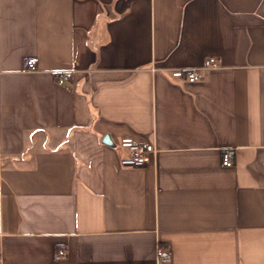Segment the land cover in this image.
I'll return each instance as SVG.
<instances>
[{
  "label": "crops",
  "instance_id": "0c3cea01",
  "mask_svg": "<svg viewBox=\"0 0 264 264\" xmlns=\"http://www.w3.org/2000/svg\"><path fill=\"white\" fill-rule=\"evenodd\" d=\"M127 136L145 165L122 164ZM0 248L264 264V0H0Z\"/></svg>",
  "mask_w": 264,
  "mask_h": 264
},
{
  "label": "built area",
  "instance_id": "2783aa9c",
  "mask_svg": "<svg viewBox=\"0 0 264 264\" xmlns=\"http://www.w3.org/2000/svg\"><path fill=\"white\" fill-rule=\"evenodd\" d=\"M28 70H36V63L33 59H28L26 62ZM219 66V60L215 56H211L205 59L204 63L200 67H186V68H176L172 70V75L177 78L185 79L190 82H195L203 78L204 70L210 68H216ZM70 78L69 71H63L59 78L58 83L63 84ZM120 145L127 148L129 154L121 159V162L125 166L139 167L145 165L152 153L156 152V148L153 144H142L135 140L133 137H124ZM223 162L225 165H233V153L227 151L224 154ZM66 255L65 250H60L56 253L55 257L60 259ZM160 259L169 260L170 254L165 251L159 252ZM2 250L0 248V264H2Z\"/></svg>",
  "mask_w": 264,
  "mask_h": 264
},
{
  "label": "water",
  "instance_id": "95a60500",
  "mask_svg": "<svg viewBox=\"0 0 264 264\" xmlns=\"http://www.w3.org/2000/svg\"><path fill=\"white\" fill-rule=\"evenodd\" d=\"M104 142H105V143H108V144H114V143L112 142V140H111V138H110L109 135H106V136L104 137Z\"/></svg>",
  "mask_w": 264,
  "mask_h": 264
}]
</instances>
